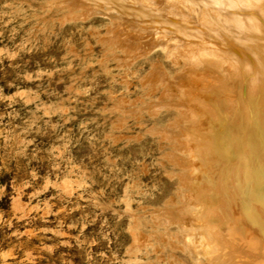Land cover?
I'll return each instance as SVG.
<instances>
[{"label": "bare ground", "instance_id": "bare-ground-1", "mask_svg": "<svg viewBox=\"0 0 264 264\" xmlns=\"http://www.w3.org/2000/svg\"><path fill=\"white\" fill-rule=\"evenodd\" d=\"M59 2L82 20L108 18L98 37L116 62L122 53L126 88L134 62L149 64L132 110L150 119L174 188L160 206L140 205L148 217L129 212L144 220L134 225V255L151 251L147 264H264V0H219L238 6L215 9L204 7L212 0Z\"/></svg>", "mask_w": 264, "mask_h": 264}, {"label": "rangeland", "instance_id": "rangeland-1", "mask_svg": "<svg viewBox=\"0 0 264 264\" xmlns=\"http://www.w3.org/2000/svg\"><path fill=\"white\" fill-rule=\"evenodd\" d=\"M59 1L0 0V8L5 3H11L16 6L18 13L16 19L7 24L8 18L0 14V115L5 116L3 123H7V112L14 110L19 117H23L35 107L34 104L25 105L19 97H16L15 102L11 104L4 99L14 96L17 91H36L39 84L45 92L63 93L64 87L70 83L72 76L79 77L77 82H82V86L91 84L92 91L87 96L77 98L74 105L77 109L74 113L77 119L73 121V125H78L80 120H92L94 122L90 123L89 127L94 128L101 136L102 133L110 131L115 143L109 146V141L105 140L103 147L97 144L92 163L88 161L91 151L85 142L82 141V145L78 146L79 151L73 149V152L78 158H84V163L88 165L90 171L93 164L101 169L94 175L97 183L93 185V190L103 188L104 196L100 198L102 203L107 204L112 200H118L122 195L124 184L129 183L132 185L129 190L132 201L131 210L140 217H148L147 212L141 209L140 205H145L146 210L152 206H160L163 197L170 196L174 188V178L165 174L169 164L161 161V149L158 143L156 144L154 137H150L151 135L146 132V128L150 126V119L143 109L132 110L137 107L135 103L138 101V96L143 94L137 74L146 70L149 64L141 60L134 62L135 75L128 73L130 84L126 88L122 75L123 72L126 74L124 69L128 64L123 61L122 53L117 50V53H120L119 58L123 59H117V62L120 65L124 62L123 67L116 62V58L111 56L109 44L98 37L106 34L104 25L108 22V18L99 14L83 20L76 18L78 14H66V9L60 8ZM45 9L48 10L44 11ZM13 27L17 28L15 34L12 33ZM10 35L12 39L9 38ZM25 40L29 42L26 47L35 45L33 51L22 52L11 60L4 55V48L7 47L9 51H13L15 45ZM69 46L70 50L76 54V58L71 61L72 70L54 73L51 80L47 77H41L40 80L24 79L25 74L52 70L54 67L66 68L67 64L61 61V57L69 51ZM69 60H71L70 56ZM85 64L88 66L85 67ZM106 69L110 71L106 72ZM154 93L152 95L158 92ZM55 98L44 93L40 95L41 101L44 102H50V99ZM116 103L119 107H116ZM120 106L123 107L121 110ZM100 108H110L114 111L100 113L97 111ZM130 109L131 111H128ZM162 112L163 110L155 116V119L159 117V123H163L167 118L161 114ZM19 117L13 121L14 124L21 123ZM143 122L142 127H139L138 125ZM121 125L124 127L121 128ZM3 145L4 137L0 136V153L3 152ZM104 147L108 148L112 154L110 158L120 157L117 160V167L121 169L120 173L108 174L107 169L103 168ZM36 171V180L33 181L31 176L15 163L0 168V264H147L145 262H155V255L151 251L144 254L138 250L136 256L131 251L134 242L133 233L136 228L134 225L143 228L144 220L132 222L131 214L123 211V203L112 204L102 213L99 209L85 208L84 211L89 214V218L99 213L97 219L87 224L83 232L80 231L79 226L69 229L67 225L74 223L81 213L79 210L68 215L61 213L62 205L55 199L54 189L49 188L37 197L29 199L33 191H38L39 187L43 186L46 176L44 167ZM104 175L109 178L104 179ZM26 181L28 186L22 187ZM17 189H20V192ZM137 192L140 194L138 195ZM45 200L52 204V208L46 218L41 220L40 217L45 215L42 211ZM24 213L26 215L20 218ZM101 220H106L104 227H101ZM57 224L61 225L60 230L65 233L63 236L53 234ZM46 229L53 231H45ZM33 231L36 235L19 237L14 235L17 232ZM101 232L107 233L106 240L101 238ZM78 239L83 240L84 243L77 244ZM92 240L96 243H90ZM49 247L52 248V252L46 251Z\"/></svg>", "mask_w": 264, "mask_h": 264}, {"label": "clouds", "instance_id": "clouds-1", "mask_svg": "<svg viewBox=\"0 0 264 264\" xmlns=\"http://www.w3.org/2000/svg\"><path fill=\"white\" fill-rule=\"evenodd\" d=\"M238 5L230 3H220L219 0H212V3L205 4V8H231ZM248 6V5H245ZM51 6H49L50 8ZM194 7V6H191ZM45 9L44 11H47ZM0 14L7 17L6 24L15 20L18 13L16 6L11 3H5L0 8ZM22 26V24H21ZM17 28L13 27L12 33L15 34ZM12 39V36L9 37ZM67 44V41H65ZM29 44L28 41L15 45V50L9 51L6 47L3 49L4 55L10 60L16 58L22 52H31L34 50L35 45L26 47ZM69 56L71 60H69ZM76 58V54L70 50L66 52L64 57H61V61L67 64V67L52 68V70L37 71L34 74H25L26 80H40L41 77H47L49 80L53 77L54 73L67 72L73 69V59ZM98 62V61H97ZM85 67L88 65L85 64ZM83 70V69H81ZM110 71L108 69L105 70ZM80 78L72 76L70 83L63 89V93L57 92H45L44 89L37 85L36 91L29 90L28 92L17 91L14 96L5 97L9 103H13L16 97H19L25 105L34 104L35 107L31 109L25 116L19 117L16 111H10L6 113L7 123H3L5 116L0 115V136L4 137L3 152L0 153V168H5L13 163L18 167H22L26 174L31 176L33 181L36 180L37 169L44 167L46 169V176L44 177V183L42 187H39L38 191H33L30 196L32 198L37 197L40 193L47 191L49 188L55 190V199L58 200L62 207L60 212L64 215H68L76 210H79L81 215L74 223H69L67 228L72 229L79 226L80 231L87 224L93 223L99 213H95L89 218V214L84 211L85 208L91 207L92 209H99L102 213L106 208H110L112 204H124V212H131L129 205L130 188L132 185L125 183L122 189V195L118 200H112L109 203H102L100 198L104 196L103 188L93 190V185L97 183L94 179V175L101 171L97 165H92L90 171L88 165L84 163L83 157H77L73 149L79 151V147L82 145V141L85 142L91 151V155L88 156L89 163H92L96 155L97 144L103 147L105 140L109 141V146L113 145L115 141L111 136V132H104L98 134L94 128H90L89 124L93 123L92 120H80L78 125H73V121H76L74 113L77 111L75 103L80 96H87L92 91V85L82 86V82L77 81ZM44 93L47 96H54L55 99H50V102L41 101L40 95ZM111 99V95H109ZM100 113L112 112L114 109L100 108L97 109ZM20 118V124H14L13 121ZM72 126H69V125ZM103 168L107 169L108 174L120 173L121 169L117 167V160L119 156L112 157V154L108 151V148L104 147L103 150ZM33 162L35 164L33 165ZM103 175V173H101ZM104 179H108L107 175L103 176ZM113 178H116L113 176ZM28 186L27 181L22 187ZM20 192V189H17ZM139 195L140 193L137 192ZM71 205V206H70ZM52 208V204L48 200L43 201V209L45 215L40 219L46 218V215ZM115 214V210H113ZM22 214L20 218H23ZM119 219V216H117ZM5 223H8L5 221ZM106 220H101V227H104ZM61 225L57 224L53 234L56 236H63L65 233L60 230ZM45 231H53L52 229H46ZM17 237L21 235L33 236L36 232L29 233H14ZM102 239H107V233H100ZM83 240H77V244H83ZM90 243H96L95 240ZM48 252H52V248L46 249Z\"/></svg>", "mask_w": 264, "mask_h": 264}]
</instances>
